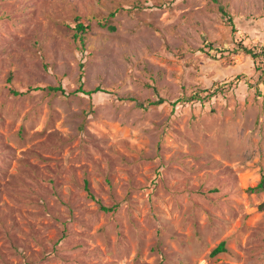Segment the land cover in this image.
I'll return each mask as SVG.
<instances>
[{
    "label": "rangeland",
    "instance_id": "obj_1",
    "mask_svg": "<svg viewBox=\"0 0 264 264\" xmlns=\"http://www.w3.org/2000/svg\"><path fill=\"white\" fill-rule=\"evenodd\" d=\"M262 175L264 0H0V264H264Z\"/></svg>",
    "mask_w": 264,
    "mask_h": 264
},
{
    "label": "trees",
    "instance_id": "obj_2",
    "mask_svg": "<svg viewBox=\"0 0 264 264\" xmlns=\"http://www.w3.org/2000/svg\"><path fill=\"white\" fill-rule=\"evenodd\" d=\"M220 10L224 14V16L227 15V13L223 9H220ZM109 16L112 17V16H114V14L110 13ZM104 24L105 23H103L102 25H104ZM228 24H229V27L231 28L232 33H234L235 29H234V25H233L230 17H228ZM89 29H90V26L87 22H85L80 17H75V25L72 29L74 32L72 35L73 40H77L83 46L84 37L88 33ZM206 47H207V50L205 51L206 55L211 57V58H214L215 56L211 55L210 51L222 52V49H214L210 43H207ZM232 52H233V54H238L239 52H242L245 55H248L253 60L254 63L260 62L261 61L260 58L263 57V53L254 52L253 49L243 45L242 43H238V47L235 49H232ZM257 67L258 66H256V68ZM236 79L238 80V78H236ZM9 80H10V78H9ZM79 83H80V81H79ZM44 90H47L48 92H60V93L64 92V90L60 86H58V87H53V86L27 87L24 90H19V91L10 90V92L14 96H21V95H25V94H29V93H33V92H40V91H44ZM76 92L87 95V96H92L93 94L103 93L105 91L102 90L100 87H97L91 91H85L83 89V85L80 83ZM191 98H196V99L200 98L201 99L202 97H200L198 92L197 93L195 92L194 94L191 95ZM159 100L161 101V99H159ZM149 104L154 105L155 103H149ZM84 190L87 192L88 196L92 200H95L100 205L99 200L95 199V197H93L90 194L88 186H87V181L84 182ZM263 190H264V175L261 176V179H260L259 183L257 184V186L254 188H250L248 191L252 192V193H254V192L257 193V192H261ZM100 209L103 211L111 210L109 208L103 207L102 205H100ZM224 251H225L224 242H222L216 248H214L212 250L211 256H215V255L222 253Z\"/></svg>",
    "mask_w": 264,
    "mask_h": 264
}]
</instances>
